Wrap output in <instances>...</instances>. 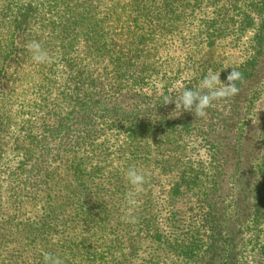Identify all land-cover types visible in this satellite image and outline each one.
<instances>
[{"label": "trees", "instance_id": "1", "mask_svg": "<svg viewBox=\"0 0 264 264\" xmlns=\"http://www.w3.org/2000/svg\"><path fill=\"white\" fill-rule=\"evenodd\" d=\"M263 107L264 0H0V264H264Z\"/></svg>", "mask_w": 264, "mask_h": 264}, {"label": "clouds", "instance_id": "2", "mask_svg": "<svg viewBox=\"0 0 264 264\" xmlns=\"http://www.w3.org/2000/svg\"><path fill=\"white\" fill-rule=\"evenodd\" d=\"M27 50L32 61L36 64H43L49 60L48 53L42 48L40 42L30 41L27 45ZM241 75L239 71L231 69V72L226 77L228 81L226 84L220 81L219 75L215 73L206 74L196 90L184 87L176 98L166 99L165 104L171 101L175 103V107L179 111L182 109L183 111L194 113L196 117H204L206 109L211 106L213 101L235 95L238 92L234 81L240 79ZM218 83H222L223 87H219ZM125 178L128 184L131 185V190L127 194L128 203L135 205L134 197L142 191L146 182V174L135 167H130L125 173ZM44 261L45 264H62L59 257H53L50 254L44 255Z\"/></svg>", "mask_w": 264, "mask_h": 264}, {"label": "rangeland", "instance_id": "3", "mask_svg": "<svg viewBox=\"0 0 264 264\" xmlns=\"http://www.w3.org/2000/svg\"><path fill=\"white\" fill-rule=\"evenodd\" d=\"M250 45V40L249 38H237V41L231 43V41L228 39L227 42L222 43L220 47V55L226 54L227 57H229V62L227 64L228 67H233L236 68L244 62V56L247 54V49ZM264 110V107L263 109ZM169 185H173L175 178L173 177H168ZM146 247H149L148 245ZM142 251L144 252V246L142 247ZM150 251V249H149ZM141 262V261H138Z\"/></svg>", "mask_w": 264, "mask_h": 264}]
</instances>
